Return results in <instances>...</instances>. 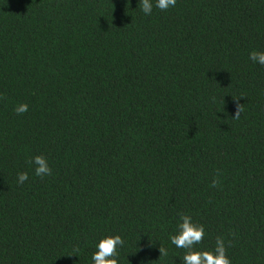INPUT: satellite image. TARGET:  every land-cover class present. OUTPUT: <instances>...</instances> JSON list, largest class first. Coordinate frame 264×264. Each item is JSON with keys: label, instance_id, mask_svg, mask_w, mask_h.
I'll return each mask as SVG.
<instances>
[{"label": "trees", "instance_id": "1", "mask_svg": "<svg viewBox=\"0 0 264 264\" xmlns=\"http://www.w3.org/2000/svg\"><path fill=\"white\" fill-rule=\"evenodd\" d=\"M152 3L0 0V264H183V214L264 264V0Z\"/></svg>", "mask_w": 264, "mask_h": 264}, {"label": "clouds", "instance_id": "2", "mask_svg": "<svg viewBox=\"0 0 264 264\" xmlns=\"http://www.w3.org/2000/svg\"><path fill=\"white\" fill-rule=\"evenodd\" d=\"M177 0H155V7L162 11H166L170 7L176 5ZM140 7L145 15H151L153 9L152 0H140ZM249 59L264 66V51H252L249 54ZM236 99V98H234ZM238 100V99H237ZM28 111V105L20 104L16 107L15 112L22 115ZM244 109L242 104H237L233 119H239ZM33 164L35 175L45 177L52 175V169L49 166L47 158L43 155H36L30 161ZM219 176V173H217ZM28 173L21 172L18 174V182L23 184L28 180ZM213 187L219 186V180L212 181ZM181 223L178 224V231L170 237L171 243L177 248L185 249L186 253L183 256V264H231V260L227 255V247L222 237L216 238L215 247L213 250H200L196 245H199L205 235V229L202 224L193 222L192 217L183 214L180 217ZM124 240L120 235H109L102 238L97 244V250L92 256L94 264H119L118 247H122ZM160 257L167 256L168 250L162 246L159 248Z\"/></svg>", "mask_w": 264, "mask_h": 264}]
</instances>
